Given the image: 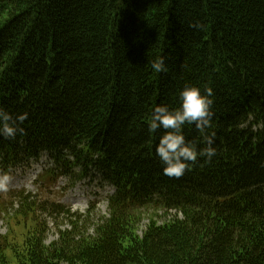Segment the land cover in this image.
<instances>
[{
	"label": "trees",
	"instance_id": "obj_1",
	"mask_svg": "<svg viewBox=\"0 0 264 264\" xmlns=\"http://www.w3.org/2000/svg\"><path fill=\"white\" fill-rule=\"evenodd\" d=\"M185 85L213 90L217 154L177 179L147 125ZM0 108L28 114L24 134L0 137V173L46 155L49 181L115 189L97 221L95 205L14 195L0 264H264V0H0Z\"/></svg>",
	"mask_w": 264,
	"mask_h": 264
},
{
	"label": "clouds",
	"instance_id": "obj_2",
	"mask_svg": "<svg viewBox=\"0 0 264 264\" xmlns=\"http://www.w3.org/2000/svg\"><path fill=\"white\" fill-rule=\"evenodd\" d=\"M190 27L200 30L203 25L195 23ZM150 66L155 73L167 71L163 57L151 61ZM178 100L179 106L175 108L164 104L156 106L147 125L149 133L163 130L155 155L162 164L163 173L177 179L191 171L199 159L209 164L217 154L213 147L215 133L208 132L212 127L213 90L207 87L202 93L199 87L185 85L178 93ZM27 118L26 112L13 116L0 108V137L14 140L18 134H24L21 125ZM186 125L193 126L201 134L206 147L198 149L195 142L186 139L183 131ZM10 179L7 173H0V191H7Z\"/></svg>",
	"mask_w": 264,
	"mask_h": 264
},
{
	"label": "rangeland",
	"instance_id": "obj_3",
	"mask_svg": "<svg viewBox=\"0 0 264 264\" xmlns=\"http://www.w3.org/2000/svg\"><path fill=\"white\" fill-rule=\"evenodd\" d=\"M46 167H51L46 158L43 157L39 162H35L31 168L19 169L11 177L7 191H0V207L4 204L8 206V213H14V209H17V204L11 207V202L14 195H18L20 191H26L33 195L37 194L41 196V199L47 198L59 201L63 205L69 207L72 212H79L86 215L91 207L95 209L92 213L94 221L98 218L108 215V197L113 194V190L104 184H101L99 180L88 179L84 182L77 184L75 187L70 188L67 179H57L55 181H49V178L42 177V173ZM6 214H0V233L5 235L9 231L8 218L4 217ZM160 217L157 218L160 224H163L173 216L175 212L164 215L163 212H159ZM146 217V216H145ZM149 220L146 217L141 225L138 227V235L142 236ZM67 227V226H66ZM51 232L49 234L47 243L50 244L56 240L57 233L53 225L50 224ZM65 228V227H62Z\"/></svg>",
	"mask_w": 264,
	"mask_h": 264
}]
</instances>
